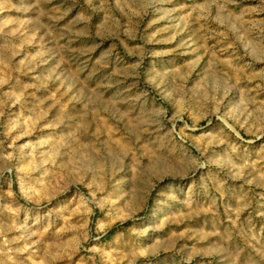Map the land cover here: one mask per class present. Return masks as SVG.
I'll return each mask as SVG.
<instances>
[{"label":"rangeland","instance_id":"1","mask_svg":"<svg viewBox=\"0 0 264 264\" xmlns=\"http://www.w3.org/2000/svg\"><path fill=\"white\" fill-rule=\"evenodd\" d=\"M0 264H264V0H0Z\"/></svg>","mask_w":264,"mask_h":264}]
</instances>
